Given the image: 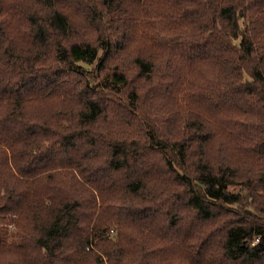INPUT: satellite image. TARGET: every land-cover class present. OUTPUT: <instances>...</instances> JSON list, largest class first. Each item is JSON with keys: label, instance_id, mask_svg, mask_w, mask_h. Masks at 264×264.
I'll return each mask as SVG.
<instances>
[{"label": "trees", "instance_id": "16d2710c", "mask_svg": "<svg viewBox=\"0 0 264 264\" xmlns=\"http://www.w3.org/2000/svg\"><path fill=\"white\" fill-rule=\"evenodd\" d=\"M0 264H264V0H0Z\"/></svg>", "mask_w": 264, "mask_h": 264}]
</instances>
